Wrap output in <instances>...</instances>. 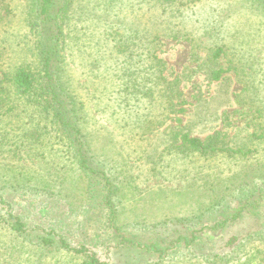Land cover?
<instances>
[{
	"label": "rangeland",
	"instance_id": "obj_1",
	"mask_svg": "<svg viewBox=\"0 0 264 264\" xmlns=\"http://www.w3.org/2000/svg\"><path fill=\"white\" fill-rule=\"evenodd\" d=\"M33 3L0 0L1 79L38 62L27 21ZM167 10L155 0H71L68 10L66 33L74 35L67 39L63 80L80 107L91 152L118 188L111 200L123 222L191 218L264 177V11L254 0H178ZM220 47L224 52L215 57ZM131 66L139 72L134 97L126 90ZM220 70L214 80L212 72ZM160 77L174 84L172 98ZM40 110L20 103L18 112L6 116L12 134L19 136L18 127L25 130L34 121L41 128L47 124ZM183 133L228 151L187 153ZM53 136L46 138L50 150L16 151V138L0 144V173L27 185L14 195L3 189L5 200L29 228L52 224L72 247L84 244L102 262L118 263L117 241L104 235L107 210L67 230L65 210L87 199L89 179ZM7 206L0 204V215ZM260 211L264 219V201ZM261 217L248 216L231 229L253 231L263 222L264 234ZM53 246L32 245L0 220V264L82 263L81 255ZM181 253L170 251L158 264H200ZM237 254L235 264L249 258L264 264V238L246 241Z\"/></svg>",
	"mask_w": 264,
	"mask_h": 264
},
{
	"label": "trees",
	"instance_id": "obj_2",
	"mask_svg": "<svg viewBox=\"0 0 264 264\" xmlns=\"http://www.w3.org/2000/svg\"><path fill=\"white\" fill-rule=\"evenodd\" d=\"M108 1L117 2V0ZM155 1L165 11H168L167 7L178 2V0ZM254 2L264 11V0H254ZM70 3L71 0H34L32 4L27 21L29 32L35 38L34 46L38 53L36 55L38 62L35 66L30 63L18 66L6 73L2 79L0 77V144L9 143L16 138V141H13L16 151L22 152V149H27L28 146L32 149L39 147L50 150L46 138L53 134V138L64 145L70 156V162L89 179L86 188L87 199L81 197L82 204L78 208L69 206V210H65L70 215L67 217V230L69 228L71 230L73 225L77 226L81 221L86 226L92 223L93 212L100 209L107 210V226L105 225L103 232L106 240L113 237L117 241L118 250H115V258L119 262L116 264H158L169 258L170 251H182L179 254L181 259H195L200 264H235V260L239 259L237 252L246 241L264 238V234L260 232L263 222L253 231L236 233L231 229L233 223L248 216L251 218L262 216L260 207L264 201V181L261 178L264 177H257L259 183L253 181L251 185L240 186L228 197L209 202L211 206L202 209L199 215L191 218H172L151 225L123 222L122 218L121 221L118 218L120 215L117 206L111 200L117 199L118 188L108 176V172L101 168L102 162L91 152L80 127V107L68 91L67 83L62 76L63 65L66 64L67 39L74 35L66 33ZM176 32L180 33L178 29ZM35 49L32 47L31 50ZM223 52V48H218L215 57ZM0 64L3 63L0 61ZM131 67L132 72H128L126 90L130 88L129 94L134 97L139 72ZM222 72V70L212 72L213 79L219 80ZM161 79L170 85L168 93L172 98L175 91L172 90L171 85L174 84L168 82L166 78ZM20 103L36 104L41 109L40 113L45 116L43 121L48 123L41 128L40 121H34L36 124H31L25 130L22 125L18 127L19 136L12 134L14 128L6 116L18 112ZM179 139L185 152L190 154L203 156L213 152L219 154L228 151V149L212 147L200 138L191 137L188 133L179 135ZM0 181H2L0 204L8 205L6 212L0 215V220L23 240L32 245L42 246L44 249L54 245L55 251L64 249L74 252L83 257L81 264H106L95 252H89L84 244L79 248L72 247L67 236L57 231V226L52 224L39 228L26 226V223L11 211V206L5 200L2 190L10 189L7 195H14L15 193L11 191L24 189L27 185L21 182L17 175H14L12 180H7L6 174L0 173ZM82 195L86 194L81 193ZM230 208L231 212H229ZM210 213L213 214L209 216ZM183 253L184 257H182ZM252 259H247L244 264H257Z\"/></svg>",
	"mask_w": 264,
	"mask_h": 264
}]
</instances>
